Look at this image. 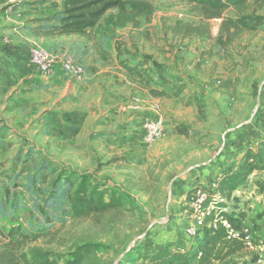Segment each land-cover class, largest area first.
Wrapping results in <instances>:
<instances>
[{"label":"rangeland","instance_id":"rangeland-1","mask_svg":"<svg viewBox=\"0 0 264 264\" xmlns=\"http://www.w3.org/2000/svg\"><path fill=\"white\" fill-rule=\"evenodd\" d=\"M147 1L154 8L147 21L140 17L134 25L113 28L102 20L87 38L64 39L72 51L85 49V59L68 55L87 75L74 83V95L56 90L58 103L74 111L75 122L57 128L54 137L39 128L41 118L29 125L22 118L30 114L9 110L5 96L0 98V230L19 224L28 235L24 251L67 258L80 245H96L83 264H144L135 254L139 249L152 252L169 244L193 251L197 240L187 234L197 222L189 207L191 192L219 176L236 144L255 147L251 137H264V24L254 32L220 31L226 19L264 18V0H248L219 17L181 0ZM13 4L0 0V44L7 39L31 45L38 20L62 6L60 1ZM117 48L128 62L147 58L181 74L182 99L150 97L120 69ZM195 98L205 100L204 119L195 105H186ZM5 104L9 108L1 112ZM157 120L165 130L146 142L142 124ZM47 165L55 171H46ZM61 168L88 175L124 206L72 219L70 187L57 180ZM256 180L264 181V173L251 176L245 193L235 196V210L247 214L249 230L264 212ZM2 244L0 238V250ZM255 262L248 254L236 264Z\"/></svg>","mask_w":264,"mask_h":264},{"label":"trees","instance_id":"trees-1","mask_svg":"<svg viewBox=\"0 0 264 264\" xmlns=\"http://www.w3.org/2000/svg\"><path fill=\"white\" fill-rule=\"evenodd\" d=\"M15 4L29 3H56L61 2V9L50 18L38 20V25L31 29L34 36L56 38L87 36L104 20L107 27L123 28L129 24H136L140 17L149 20L154 13V8L147 0H15ZM196 8L212 13L219 17L229 8H241L248 0H181ZM13 4V5H15ZM110 12H113L112 14ZM264 24L263 17L244 16L237 19H226L221 24V32H254ZM187 36L191 32L186 31ZM124 54L117 48L115 59L120 69L128 78L133 80L148 92L152 98L172 97L182 99L186 82L184 77L164 64H159L147 58L128 62V58H122ZM194 101V102H193ZM199 116L204 119L205 100L193 99ZM183 134V132H181ZM251 137L255 147H244L236 166L221 165L219 176L208 177L207 183L201 188H196L192 195L201 190L206 196L205 208L208 214L202 220L197 230V243L193 251L185 249L180 253L172 245H162L149 252L148 249H139L135 254L142 259L144 264H236L250 254L245 249L244 223L249 219L247 214L229 205L233 194L244 186L254 174L264 173V137L261 135ZM239 153V154H240ZM224 167V168H223ZM46 171L54 172L52 165L45 167ZM60 170L57 180H66L70 187L68 204L72 219L81 220L92 216L101 215L112 210L121 209L124 202L114 192H110L101 184L93 183L91 177L85 174H76L70 169ZM64 177V178H62ZM254 185L260 194L264 193V181L256 180ZM264 212L258 214V220L262 219ZM226 222L232 231L238 232V238L229 236V231L222 226ZM0 238L3 239L0 250V264H83L85 259L97 250L94 244L80 245L71 252L67 258L55 255L40 249L24 251L22 244L28 239V235L22 232L19 224H11L7 232L0 230ZM262 243L264 240L254 238ZM150 249V248H149ZM199 252V256L196 255ZM253 254H250V263L254 262Z\"/></svg>","mask_w":264,"mask_h":264},{"label":"crops","instance_id":"crops-1","mask_svg":"<svg viewBox=\"0 0 264 264\" xmlns=\"http://www.w3.org/2000/svg\"><path fill=\"white\" fill-rule=\"evenodd\" d=\"M68 37L80 38L78 36ZM65 38L67 37L32 38L28 40V43H31L29 46L23 41L15 42L12 40L7 41V39L5 44H0V98L5 96V101L8 102V105H11L9 110H13V107H17L19 113H25L26 115L30 114V117L22 118V120L28 122L29 125L32 121L41 118L40 121L42 123L38 125L39 128L51 130L53 137L57 128H61L64 125H71L75 122L74 111L62 107L58 103L57 96L55 95L56 90H59L58 92L62 91L63 96L67 93L74 95L76 91L74 83L77 81L61 72L50 78L39 75L34 72L29 65L28 57L29 51L33 47H38L52 54H59L62 56H69L68 54L73 52L72 54L73 56L75 55V58L80 57L85 59L87 57L84 53L85 49L80 50L77 47L72 48L74 50L72 51L67 48L64 45ZM69 57L73 58L72 56ZM83 68L84 80L87 71L85 67ZM46 92H49L48 94L51 93L53 97L51 94V96L46 97ZM0 105H2V103H0ZM8 105L5 104V106H3L4 108H1V112L7 110L9 108ZM62 130L65 131L63 128ZM244 145H247V142H245ZM244 147L245 146L239 147V145L236 144V152H233L230 158L225 159L227 166L237 165L238 162H235V160L239 159L241 156L240 152ZM237 154L238 156L235 157ZM225 162H223L222 166L226 165ZM216 172L218 173L219 170ZM256 174L258 173H254L252 177ZM245 187L246 186H243L233 194L229 202L231 207L235 208V205L238 203L235 196L238 194H244ZM262 209H264V207H262ZM244 225L248 230L250 237L264 240V216L262 219L254 222L256 227L252 230L247 228V223H244Z\"/></svg>","mask_w":264,"mask_h":264},{"label":"built area","instance_id":"built-area-1","mask_svg":"<svg viewBox=\"0 0 264 264\" xmlns=\"http://www.w3.org/2000/svg\"><path fill=\"white\" fill-rule=\"evenodd\" d=\"M10 3H15V0H9ZM28 62L34 72L45 77H52L57 73L61 72L67 76H70L73 80L77 82H82L84 78V68L77 64L72 58L67 56H62L59 54H52L44 49L33 47L29 51ZM142 130L144 131V139L146 142H152L153 140L159 138L164 132V126L161 120L154 122L145 121L142 124ZM206 202V196L201 190H197L189 200V207L193 211V216L197 219L196 225L189 227L187 230L188 236L197 239V230L202 224V220L208 214L209 209L204 207ZM222 226L229 231V236L232 238H238L239 233L232 231L230 226L223 222ZM248 233L245 228L244 233ZM249 234V233H248ZM245 249L250 254H253L256 262L253 264H264V248L260 241L248 235L245 238L244 243ZM180 253H184L185 249H179ZM199 256V252H196ZM254 259V261H255Z\"/></svg>","mask_w":264,"mask_h":264}]
</instances>
